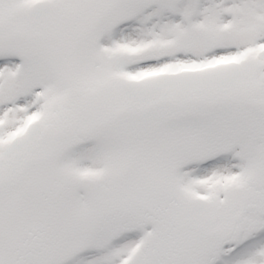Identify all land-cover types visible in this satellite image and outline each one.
<instances>
[{
    "label": "snow or ice",
    "instance_id": "snow-or-ice-1",
    "mask_svg": "<svg viewBox=\"0 0 264 264\" xmlns=\"http://www.w3.org/2000/svg\"><path fill=\"white\" fill-rule=\"evenodd\" d=\"M0 264H264V0H0Z\"/></svg>",
    "mask_w": 264,
    "mask_h": 264
}]
</instances>
